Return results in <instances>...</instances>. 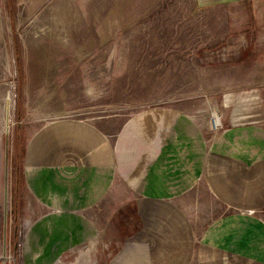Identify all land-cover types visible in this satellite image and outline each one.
I'll list each match as a JSON object with an SVG mask.
<instances>
[{"label":"rangeland","instance_id":"374dc122","mask_svg":"<svg viewBox=\"0 0 264 264\" xmlns=\"http://www.w3.org/2000/svg\"><path fill=\"white\" fill-rule=\"evenodd\" d=\"M246 22L240 0H0V264H200L207 157L264 149V39L229 57ZM31 140L66 208L50 238L23 219Z\"/></svg>","mask_w":264,"mask_h":264},{"label":"crops","instance_id":"0c3cea01","mask_svg":"<svg viewBox=\"0 0 264 264\" xmlns=\"http://www.w3.org/2000/svg\"><path fill=\"white\" fill-rule=\"evenodd\" d=\"M240 1L245 3L247 22L243 24L245 26L244 33L236 39L241 43H237L232 56H229L234 61H243V58L251 56L250 54L259 47L257 40L264 39V0ZM249 32L253 36L246 35ZM246 38L247 40L253 38L254 46L250 42L246 43ZM244 111H249L248 113L251 114L252 119H248L249 123L252 120V122H264V114L259 115L258 108H253L251 111L245 109ZM245 116L248 118L249 114ZM231 123V126H237L240 122L238 124ZM40 150L41 145L37 144L35 140H31L25 159L28 182L23 219L38 222L34 227V234L45 232V235L50 238V235H53L54 219L57 215L63 214L66 208L60 206V199L52 192L51 183L47 182L46 185L36 186L32 181L37 174L36 163ZM207 164H209L207 179L210 186L207 193H209L211 205L214 204V206L211 208L210 221L203 227L201 234L196 235L197 242L190 239L189 243H186L187 248H190L188 249L189 253L193 249L191 246L197 243L200 264H264V149L262 145L245 146V151L240 150V152L232 151V149L226 151L225 149L224 153L207 157ZM110 173L111 171H107L105 175V170L102 172L97 170L92 175L91 185L95 189L92 197H98L100 180L107 181ZM69 183L79 185L78 178L74 177V180ZM68 185L65 196L72 198V194H70L72 187H68ZM79 190L80 193L87 191L81 185ZM200 191L196 189L189 191L194 195L193 200L184 196V203H194L193 206L184 205L185 210L192 207L195 211L198 209H196L197 204L202 203ZM168 193H159V195L167 196ZM88 195L91 196L88 193L87 198H89ZM59 197L61 198L60 195ZM199 200L201 201L197 202ZM75 206V208L73 207L74 211L81 208L79 205ZM74 211L72 210V212ZM197 217L195 215V222ZM194 220L185 217L189 226L197 227L198 224L192 223ZM186 233L188 234V231ZM190 234L192 235L191 232ZM188 256L192 258V255Z\"/></svg>","mask_w":264,"mask_h":264},{"label":"bare ground","instance_id":"6f19581e","mask_svg":"<svg viewBox=\"0 0 264 264\" xmlns=\"http://www.w3.org/2000/svg\"><path fill=\"white\" fill-rule=\"evenodd\" d=\"M218 121V120H217Z\"/></svg>","mask_w":264,"mask_h":264}]
</instances>
